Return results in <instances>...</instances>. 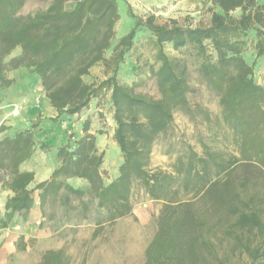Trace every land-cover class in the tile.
Returning <instances> with one entry per match:
<instances>
[{
	"label": "trees",
	"instance_id": "obj_1",
	"mask_svg": "<svg viewBox=\"0 0 264 264\" xmlns=\"http://www.w3.org/2000/svg\"><path fill=\"white\" fill-rule=\"evenodd\" d=\"M25 1L0 0V86L12 82L4 58L19 47L21 56L11 63L37 76L56 111L53 121L80 113L109 91L121 162L117 176L105 183L103 152L85 120L81 135L56 147L59 164L49 178L29 188L34 172L19 170V165L33 155L37 141L30 129L5 136L0 139V170H5L0 187L12 194L0 209V227L31 208L36 189L41 207L48 197L72 206L83 194L66 181L75 176L87 181L99 221L101 215L114 220L129 214L134 191L163 201L143 264H264V170L258 165L264 163V86L243 56L252 31L255 57L264 54V0H211L217 9L208 23L196 26L129 13L134 24L109 58L105 51L119 17L117 0H78L72 9L64 6L68 0H52L45 9L19 14ZM140 26L150 32L156 50L157 67L151 72L159 98L136 93L116 79ZM164 43L176 50L191 48L199 75L218 96L219 114L212 119L203 112L209 136L197 131V147L173 133L174 110L189 107L190 85L186 65L170 57ZM101 61L112 74L86 82L83 77ZM189 117L195 118L194 110ZM160 140L162 154L172 158L166 169L150 165ZM62 188L67 192L61 193ZM81 203V216L89 220V202ZM60 253L48 251L37 264H62Z\"/></svg>",
	"mask_w": 264,
	"mask_h": 264
},
{
	"label": "rangeland",
	"instance_id": "obj_2",
	"mask_svg": "<svg viewBox=\"0 0 264 264\" xmlns=\"http://www.w3.org/2000/svg\"><path fill=\"white\" fill-rule=\"evenodd\" d=\"M51 1L26 0L19 14L45 9ZM78 4V0H68L64 6L72 9ZM117 7L119 17L114 24L111 46L105 51L106 58L111 57L113 48L121 36L132 28L134 20L129 13L142 18L153 15L158 23H169L173 20L181 26H196L208 23L211 11L217 9L211 0H117ZM233 14L237 16L239 11L236 10ZM249 37L243 56L249 64H253L255 81L264 86V54L255 57L253 48L255 33L252 31ZM151 39L150 32L145 27L137 28L133 45L126 50L123 60L119 63L116 79L131 86L136 93L159 98L160 92L151 72L152 68L157 67L156 50ZM163 48L170 57L178 58L186 65L190 85L187 94L189 107L174 110L173 133L175 137L184 135L186 140L197 147V131H201L204 137L208 138L203 112H207L212 119L219 114L218 96L199 75L198 60L192 54L191 48L176 50L170 43H164ZM20 56L21 49L16 47L4 58L7 77L12 82L8 86H0V125L3 127L0 139L12 136L16 131L30 129L37 141L35 159L25 161L21 166L22 168L34 166L40 172L39 177L43 178V170L59 164L56 147L68 139L74 141L82 134L83 121L88 120L89 131L96 136L98 151L103 152L101 176L105 182L112 179L117 173L121 156L119 147L113 139L115 122L113 108L109 103V91L93 98L89 106L80 113L53 121L56 111L50 106L37 76L24 65L13 66L11 63L13 58ZM111 74L110 67L101 61L93 65L83 78L88 83H97ZM193 110L195 118L191 120L189 114ZM219 143L221 147L224 140ZM162 145L164 142L160 140L153 150L150 163L152 168L166 169L172 161V158L162 154ZM258 165L264 170V163L258 162ZM4 174L5 170H0V176ZM262 176L261 181L264 179ZM66 181L83 188V194L76 197L70 207L48 197L43 211L47 214L52 213L53 217L41 220L40 228H44L45 232L47 229L51 232V235L45 238L44 245H49L53 250L59 248L62 264H143L144 249L155 231L156 216L163 206V201L152 200L141 191H134L129 214L114 220H108L101 215L99 221L96 219L97 208L92 203L87 181L79 177H69ZM261 183L264 185V180ZM65 192L66 189H62L61 193ZM11 194L9 190L0 187L1 209ZM198 200V197L192 199L193 202ZM81 201L89 202V220L81 216L85 210ZM25 260H28V255L25 256Z\"/></svg>",
	"mask_w": 264,
	"mask_h": 264
},
{
	"label": "crops",
	"instance_id": "obj_3",
	"mask_svg": "<svg viewBox=\"0 0 264 264\" xmlns=\"http://www.w3.org/2000/svg\"><path fill=\"white\" fill-rule=\"evenodd\" d=\"M32 159H35L34 153L25 161H32ZM22 163L19 165V170H29L34 172V179L29 184V188L34 187L37 182L48 179L57 165H54L50 169L43 170L44 177L40 178V172L37 171L34 166L22 168ZM117 174L118 169L116 175L112 179H114ZM112 179L104 182L108 183ZM69 184L75 189H83L77 185ZM62 189L60 191H62ZM38 193L39 190L36 189L34 191V202L28 211L16 213L18 217H16L15 214L7 226L0 227V264H37L41 261V256L45 255L48 251H60L59 248L53 250L49 245H44L46 244L44 243L46 242L45 238L50 236L51 232L48 229L47 232H45L44 228H40L41 220L45 221L47 218L52 219L53 214H47L43 211V207L41 208L39 202ZM1 211H3V209H1ZM23 216H25V218H23ZM27 255L28 260H25V256Z\"/></svg>",
	"mask_w": 264,
	"mask_h": 264
}]
</instances>
